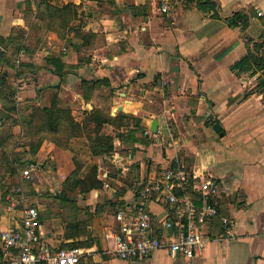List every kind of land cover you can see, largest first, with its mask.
Here are the masks:
<instances>
[{"label": "crops", "instance_id": "obj_1", "mask_svg": "<svg viewBox=\"0 0 264 264\" xmlns=\"http://www.w3.org/2000/svg\"><path fill=\"white\" fill-rule=\"evenodd\" d=\"M40 1L0 0V36L24 31L17 60L0 63V137L5 138L0 156L2 151H27L26 158L40 167L36 172L55 179L60 192L75 168L74 157L83 162L82 173L97 164L103 181L86 194L69 192L79 213L92 216L89 235L70 237L71 207L54 202L60 192L53 187L43 196L41 184H33L34 193H28L39 208L42 239L54 247L90 239L92 252L80 264H264V86H259L264 72L231 68L248 52L241 25L173 0H51L78 6L67 38H61L36 25ZM221 3L225 14L250 6L253 34L264 31V0ZM88 31L96 35L79 52ZM80 54L91 59L79 62ZM82 79L98 81L88 98ZM56 93L78 121L96 107L111 116L134 114L140 126L107 123L105 131L121 133L108 155H94L85 135L73 137L66 149L45 137L33 154L28 141L36 138L35 127L24 120L34 107L50 105ZM154 119L157 131L151 128ZM169 166L186 172L174 192L194 202L199 222L202 181L219 183L220 192L209 196L217 213L200 223L203 244L192 260L166 248L140 258L118 257L113 249L119 206L132 204L143 182ZM10 180H25L21 168L5 174ZM166 192L152 194L146 206L155 233L173 240L187 217L177 213ZM6 194L0 195V227L21 226L20 207H12L9 197L17 194ZM225 217L233 221L232 234L225 232Z\"/></svg>", "mask_w": 264, "mask_h": 264}, {"label": "trees", "instance_id": "obj_2", "mask_svg": "<svg viewBox=\"0 0 264 264\" xmlns=\"http://www.w3.org/2000/svg\"><path fill=\"white\" fill-rule=\"evenodd\" d=\"M176 4L182 3L190 5L196 4L197 7L205 12L212 13L217 18H223L228 21L229 25L237 26L241 25L242 31L248 45V52L241 59L234 62L231 68L236 70L237 73L242 71L263 70L264 72V31L259 34H253L251 27L253 24V11L250 6L242 5L229 14H225L222 8L221 0H173ZM39 10L36 15V25H39L46 30H54L59 37L67 38V34L71 23L79 15L78 6L73 2H67L57 4L51 2V0H41L38 4ZM96 33L92 31L86 32L83 36V43L78 46V51H84V46L95 36ZM24 39V31H19L16 34H11L8 37L0 36V63L4 61V57L7 54L8 48L14 46V51L18 52L24 47L22 43ZM11 49V48H10ZM14 53H12L13 55ZM90 57H86L82 54L79 56V62L90 60ZM6 61V60H5ZM264 74V73H263ZM101 81V80H100ZM98 81H91L88 79H82V86L84 89L85 98L89 97V92L94 89ZM259 86H264V77L259 81ZM27 124L34 126V132L32 135L36 138H31L28 141L29 151L35 153L40 147L45 137L51 138L56 147L69 148L71 139L76 136L85 135L91 146V151L94 155H108L114 151V141L116 136H121L118 132L105 131V125L107 123L113 124L116 127L140 126V118L134 114L118 112L115 116H111L105 112L102 108H93L90 110L86 117L82 121H78L72 113L70 107H66L62 104V101L56 93L51 101L50 105L36 106L32 112L24 120ZM135 132L131 131V136H134ZM33 137V136H32ZM146 137V136H145ZM5 138L0 137V145L3 144ZM139 140L138 137L134 138ZM140 140H142L140 138ZM13 142V141H12ZM25 150H13L11 153L2 151L0 156V162L3 161L4 171H0L2 174L0 181L5 180V174H15L17 168H21L23 165L35 160H29L26 158ZM26 158V159H25ZM18 165H15V162ZM75 168L69 174L64 181L63 189L55 197L57 204L68 205L73 207L74 212L71 215V219L67 223L66 236H76L81 233L90 234L89 225L91 222V214L87 215L79 213V208L75 206V199H71L69 192H73L76 189L80 193L86 194L93 189L100 188L103 185L102 179L98 176V165L94 164L86 173H82L83 162L77 157H74ZM1 165V164H0ZM11 185V184H10ZM9 184L7 186H10ZM66 202H68L66 204ZM83 211V209H82ZM211 220V219H210ZM91 240L85 241L74 240L68 243H63L61 247L66 246H89ZM43 264V263H42Z\"/></svg>", "mask_w": 264, "mask_h": 264}, {"label": "built area", "instance_id": "obj_3", "mask_svg": "<svg viewBox=\"0 0 264 264\" xmlns=\"http://www.w3.org/2000/svg\"><path fill=\"white\" fill-rule=\"evenodd\" d=\"M167 11L168 6L163 5ZM261 14V12H259ZM39 168L37 162H30L21 170L25 180L33 181ZM186 178V172L181 168L169 166L160 176L143 182L137 191V199L132 204L119 206L116 219L120 222V229L116 233L113 252L122 259L140 258L150 255L156 249L166 248L171 253H180L193 259L196 251L201 247L204 238L200 223L210 220L216 215L215 204L209 199L212 194L220 192L216 179L206 178L201 183L204 191L203 204L200 207V222L197 220L195 204L189 198L176 195L174 188ZM106 186H109L107 183ZM59 188V187H58ZM53 188L54 193L61 189ZM171 203L176 204L175 210L187 220L183 230L173 240H167L155 233L154 221L148 211L146 203L154 193H164ZM17 196L10 195L12 207L19 205L21 226L0 227V264H80L83 257L92 252L89 246L54 247L42 239L39 228V208L32 201L31 195L22 187L15 188ZM226 234H232L233 221L224 219ZM172 224L166 222V227ZM191 264H195L191 262Z\"/></svg>", "mask_w": 264, "mask_h": 264}, {"label": "rangeland", "instance_id": "obj_4", "mask_svg": "<svg viewBox=\"0 0 264 264\" xmlns=\"http://www.w3.org/2000/svg\"><path fill=\"white\" fill-rule=\"evenodd\" d=\"M14 49H15L14 46H12V47L10 46L8 48L7 54L4 57V59L6 61H10V62L14 61L15 62L17 60V57H16L17 56V52L14 51ZM12 53H14V54L12 55ZM89 160L90 159H88V160L86 159V161H89ZM0 164H1L0 165V171H2L4 169L3 161ZM27 165L28 164L23 165L21 167V170L23 168H25ZM56 182L57 181H55V179L49 177L46 173L43 174V173H40V172H36V176H35L33 181H31V180H26V181L23 180V182H21V183L20 182L17 183V181H11V180L8 181V182L5 181V180L3 182L0 181V195H5V193H7L5 197H8L9 194H15L16 193L15 192V188H17L19 186L22 187L23 189H25L26 191H29L31 194H33L34 191H35L33 184H35V185L36 184L37 185L41 184V191L43 193V196H45V195L47 196V195L50 194L49 191H50L51 187H53V188H58L59 187L56 184ZM8 184H11V185L7 186ZM19 184H21V185H19ZM54 202H56V201L54 200ZM71 210H72V213H73L74 212L73 207H71Z\"/></svg>", "mask_w": 264, "mask_h": 264}, {"label": "water", "instance_id": "obj_5", "mask_svg": "<svg viewBox=\"0 0 264 264\" xmlns=\"http://www.w3.org/2000/svg\"><path fill=\"white\" fill-rule=\"evenodd\" d=\"M151 128L153 131H157L158 129V120L154 119V121L152 122ZM214 128L216 129V131H220L221 130V124L219 122H216L214 125Z\"/></svg>", "mask_w": 264, "mask_h": 264}]
</instances>
